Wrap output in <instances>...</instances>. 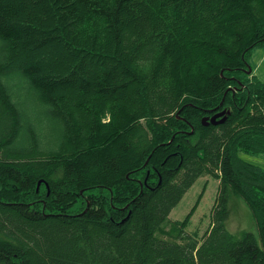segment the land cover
<instances>
[{"label": "trees", "instance_id": "16d2710c", "mask_svg": "<svg viewBox=\"0 0 264 264\" xmlns=\"http://www.w3.org/2000/svg\"><path fill=\"white\" fill-rule=\"evenodd\" d=\"M259 46L264 0H0V264H264V82L224 96ZM202 176L219 188L199 236L196 205L170 213ZM233 198L255 232L227 230Z\"/></svg>", "mask_w": 264, "mask_h": 264}, {"label": "rangeland", "instance_id": "374dc122", "mask_svg": "<svg viewBox=\"0 0 264 264\" xmlns=\"http://www.w3.org/2000/svg\"><path fill=\"white\" fill-rule=\"evenodd\" d=\"M45 49H40L39 53L33 56V60L36 62L43 60L45 57L44 55L48 52L46 50L45 54H43ZM52 57L53 61L55 58L54 56ZM246 62L251 69L252 76L254 77V79L253 77L252 79L254 81L264 82V46H259L247 54ZM10 83L13 86L12 91L14 93L20 91L18 90L20 80L17 73H14V79L13 81L11 80ZM22 96L27 99L28 105L33 107L32 122L37 136H39L40 139L48 137L52 132V121L46 116L45 109L40 106L38 98L30 94L26 87L25 90L22 91ZM56 128L57 126L53 124V130L56 131ZM245 158L251 159L249 157ZM252 160V162L257 163L262 169H264V157L262 155L257 158H252ZM218 188L219 181L217 179L211 176L199 177L171 211V219L183 220L196 205L187 225V232L189 234L197 233L199 236H202L209 227L211 210L218 194ZM229 210L230 213L226 221V228L230 233L236 234V232L240 230L255 232L251 212L242 200H237V198L231 199ZM74 211L75 209L71 208L69 212L73 213ZM6 218L11 222L20 225V227L24 226V228H27L26 225L12 214L6 215Z\"/></svg>", "mask_w": 264, "mask_h": 264}, {"label": "flooded vegetation", "instance_id": "af4514ba", "mask_svg": "<svg viewBox=\"0 0 264 264\" xmlns=\"http://www.w3.org/2000/svg\"><path fill=\"white\" fill-rule=\"evenodd\" d=\"M252 77L253 76H252L251 69L249 68L247 62L244 61L243 66L240 67L237 72L233 73L229 77L230 85L227 86L226 91L224 92V96L227 93H229V95H232V97L239 95V96H237L238 101H237L236 106H240L241 103H243L240 100L241 99V92L243 90H245L246 88L250 87V85L253 83ZM224 96H223L221 102L219 103V105L214 107V108L206 110V114H204L203 117L210 119L212 116L217 115V114L224 111L225 113L222 115V117L228 118V116L230 115V112L232 110H234V107H236V106H233L231 104V102L228 100H227V102H225ZM224 102H225V104H224ZM203 117L200 118V122H201V119ZM222 117H218V119H216V121H219ZM226 120L224 121V123L226 122ZM204 123H208V122H204ZM224 123L217 124L216 126L209 124L208 126L206 125V128H209L210 130L218 132V131H220V128ZM203 127H205V126H203ZM263 157H264V154H263ZM40 184L45 185L47 188V184H44L42 182H40ZM39 186L37 187V184H36V190H38Z\"/></svg>", "mask_w": 264, "mask_h": 264}, {"label": "water", "instance_id": "95a60500", "mask_svg": "<svg viewBox=\"0 0 264 264\" xmlns=\"http://www.w3.org/2000/svg\"><path fill=\"white\" fill-rule=\"evenodd\" d=\"M224 114V112H221V113H219V114H217V115H214L213 117H211L210 119L209 118H206V117H203L202 119H201V123H202V125H204V126H206V125H209V124H211V125H217V124H221V123H223L224 121H225V117H223L220 121H217L216 122V119L218 118V117H221L222 115ZM176 118H177V115H176ZM204 122H208V123H204ZM193 131L191 130V132L189 133V134H191ZM147 163V162H146ZM146 163H145V165H146ZM40 185V182L39 183H37V187ZM128 217V216H127ZM127 217L125 218V220L127 219ZM125 220H122L121 221V223H123V221H125Z\"/></svg>", "mask_w": 264, "mask_h": 264}, {"label": "clouds", "instance_id": "9594fccd", "mask_svg": "<svg viewBox=\"0 0 264 264\" xmlns=\"http://www.w3.org/2000/svg\"><path fill=\"white\" fill-rule=\"evenodd\" d=\"M110 121H111V116L108 113H106L105 118H103L101 120V123L102 124H108V123H110Z\"/></svg>", "mask_w": 264, "mask_h": 264}, {"label": "bare ground", "instance_id": "6f19581e", "mask_svg": "<svg viewBox=\"0 0 264 264\" xmlns=\"http://www.w3.org/2000/svg\"><path fill=\"white\" fill-rule=\"evenodd\" d=\"M218 119V118H217ZM204 126V125H203ZM208 126V125H207ZM214 126H216V125H214ZM206 127V126H205Z\"/></svg>", "mask_w": 264, "mask_h": 264}]
</instances>
